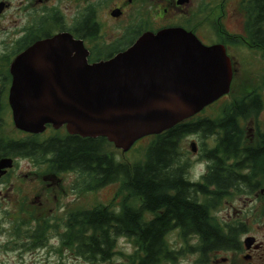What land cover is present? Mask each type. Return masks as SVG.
Masks as SVG:
<instances>
[{
  "label": "trees",
  "instance_id": "obj_1",
  "mask_svg": "<svg viewBox=\"0 0 264 264\" xmlns=\"http://www.w3.org/2000/svg\"><path fill=\"white\" fill-rule=\"evenodd\" d=\"M240 6L246 18L245 38L251 47L264 51V0H242ZM40 26L35 27L32 42L50 36L45 25ZM219 33L233 44L235 37L222 28ZM254 90L229 101L216 118L187 120L160 134L150 135L151 141L143 158L131 163L116 161L105 153L102 149L104 144L111 143L103 137L77 135L78 138L72 141L52 142L54 163L50 169L57 174L75 172L77 178L71 187L74 193L94 192L108 184L118 183L116 197H120V203L115 206V197L109 206L70 210L61 220H37L33 227L24 231L26 239L21 237V225H18L15 227L16 239L27 249H37L48 246L51 234H54L58 237L60 253L69 250L89 264L111 261L114 255H118V239H130L135 249L127 256L126 263L121 264H164L173 263L182 252L168 245L167 235L176 231L178 224H188L196 230L182 229L178 232L187 249L194 246L189 243V236L194 234L201 235L199 251L203 253L233 248L236 234L245 233V223L241 226L221 225L214 218L205 216L208 209L228 195L205 192L211 199L210 205L206 202L198 205L195 198L188 195L192 190L186 179L189 160L183 156L181 143L185 136L198 131L209 137L216 133L215 130H221L222 138L214 148L206 151V158L214 162L250 160L252 152L247 147L249 145L238 139L243 136L241 120L260 111V94ZM38 145L35 149L43 146ZM9 147L14 145L9 144ZM3 152L8 150L3 149ZM216 165L219 166V162ZM244 169L246 173L241 172ZM248 171L250 166L227 165L224 177L217 174V181H208L209 184L216 182L219 190L235 188L241 191V183L249 185ZM202 227L204 229L201 230Z\"/></svg>",
  "mask_w": 264,
  "mask_h": 264
},
{
  "label": "water",
  "instance_id": "obj_2",
  "mask_svg": "<svg viewBox=\"0 0 264 264\" xmlns=\"http://www.w3.org/2000/svg\"><path fill=\"white\" fill-rule=\"evenodd\" d=\"M3 7L0 2V12ZM87 57L82 41L62 32L36 40L14 58L8 97L14 125L33 134L49 124L65 126L71 135L103 137L127 152L231 88L225 46L205 45L182 27L146 32L108 60L89 63ZM11 167V159L0 160V176ZM254 241L248 236L244 245L250 248Z\"/></svg>",
  "mask_w": 264,
  "mask_h": 264
},
{
  "label": "rangeland",
  "instance_id": "obj_3",
  "mask_svg": "<svg viewBox=\"0 0 264 264\" xmlns=\"http://www.w3.org/2000/svg\"><path fill=\"white\" fill-rule=\"evenodd\" d=\"M4 10L0 12V57L8 54L13 47L15 38L19 35L14 34L17 27L25 24V9L30 6L27 0H2ZM240 0H192V9L180 12L175 18L167 21L179 23L187 26L195 32H199L201 38L209 45H226L228 53L234 62V76L232 77L231 92L213 105H209L198 116L193 118H216L223 111L222 109L229 101L239 99L256 89L261 96V109L258 111L260 122L264 126V51L258 47H251L247 41L245 32V14L241 9ZM44 4H55V0L38 3L34 0L36 16L40 15ZM165 6V5H164ZM194 13V16H193ZM72 14V11L70 12ZM191 19V21H188ZM233 37V44L224 40L220 35V29ZM232 39V38H231ZM2 61V62H1ZM0 64L4 61L1 60ZM7 67V66H6ZM4 67L0 66V72H4ZM254 90V91H256ZM4 116L7 115L8 122H5L1 134L5 138H18L20 133H16L12 119H10V109L7 104H3ZM257 117L252 114L245 120H241L244 128V143L250 145L253 134L252 127ZM51 134L48 130L39 136L38 139ZM52 135V134H51ZM151 141L149 136L141 138L127 152L115 148L112 144H104L103 151L109 153L116 161L131 163L143 158L145 148ZM197 143L201 149L213 148L217 143L213 136H202L189 134L182 139L181 150L184 158H187L195 171L199 172L204 167L205 162L197 154ZM194 144L195 150L192 151L191 145ZM51 174V171L44 167H39L31 161H21L6 179L11 188L2 187L0 196V264H89L82 258L75 257L69 250H62L60 253L58 237L51 234L50 244L43 248L27 249L21 246V241L17 240L15 227L18 225L21 230V237L25 238V230L33 227L37 220L44 218L61 220L65 218L67 212L77 208H92L98 205L109 206L116 197L118 183H111L100 190L76 194L71 190L77 176L75 172L58 174L60 184L58 189H51L46 192L43 177ZM55 196V199L53 198ZM60 204L58 208L55 204ZM115 206L120 203V197L115 198ZM214 220L219 224L229 221H242L250 226V235L260 239L263 235L257 227V221L264 212V200H255L247 195H238L234 192L228 197L222 198L215 204ZM215 209V208H214ZM213 213V212H212ZM234 224V223H232ZM225 225V224H224ZM246 225V226H247ZM249 228V227H248ZM63 230V229H62ZM245 239V238H244ZM168 245L181 254L172 262L164 264H196L198 254L187 249L183 239L174 231L167 235ZM190 244H195L193 240ZM135 245L130 239L120 238L116 243L118 255H114L109 262H98L97 264H121L126 263L127 256L132 254ZM185 250V251H184ZM211 260L220 259L224 264L225 258L229 257V264H243L244 259L234 252L218 250L207 254ZM222 259V260H221ZM224 259V261H223ZM264 264V261L261 262Z\"/></svg>",
  "mask_w": 264,
  "mask_h": 264
},
{
  "label": "flooded vegetation",
  "instance_id": "obj_4",
  "mask_svg": "<svg viewBox=\"0 0 264 264\" xmlns=\"http://www.w3.org/2000/svg\"><path fill=\"white\" fill-rule=\"evenodd\" d=\"M27 1L30 3V6H27L25 9V13H27L26 22L17 27L14 33L19 35V37L15 38L11 51L0 57V61H4L0 66L4 67L3 70H5L4 72H0V129L2 130L4 123L9 121L7 115L4 116V114H2L4 110L3 104L5 103L9 106L10 119H12L13 126L17 131L16 133H20L18 138L9 139L2 136L0 130V160L3 158L12 160V167L6 169L5 173L0 176V196L2 194V187L11 188V184H9L6 179H9L8 177L11 176L12 170L24 160L31 161L33 164L51 171V174L43 177L47 193H49L51 189H58L61 178L56 172L50 169V166L54 163V152L51 151L54 145L52 142L56 141L62 143L66 140L72 141L78 138L77 135L69 134L64 126L55 129L51 125H47L45 132L49 130L52 135L48 134L46 137L38 139V137L45 132L41 134L24 132L14 125L12 111L8 101L11 86L9 68L14 58L33 43L31 40L35 35V27L45 25L50 36L63 32L69 33L76 40H81L88 51L89 63L108 60L127 50L146 32L156 33L162 29L172 27H182L185 30L192 31L201 42L206 44L200 34H198L199 32L188 29L187 26L179 23L167 21L175 18V16L177 14L179 15L184 9H187V11L192 9V0H189V3L185 5L178 4V0H55V4H44L38 16H36L34 0ZM47 1L49 0H36L38 3ZM241 1L242 0L239 2L241 3ZM0 2L4 1L0 0ZM5 8L6 7H4V9ZM71 11L72 14H70ZM188 21H191V19ZM41 27L42 26H40V28ZM227 54L231 58L228 50ZM231 60L233 62L232 58ZM258 93L257 91L256 94ZM261 106L262 103L260 100V109ZM200 114L201 113L197 114V117ZM259 115L260 114L257 113L256 120L253 123L252 143L247 146L252 152L250 160H220L218 161L219 166H217L216 164H218V162L211 161L205 156L209 148L201 149L197 143V154H199L205 164L201 171L196 172L195 167H193V164L189 161L187 170L188 176L186 179L192 189L189 191L188 195L194 197L198 205H202L205 202L206 205H210L211 199L205 195V192L210 191L215 192L218 196H229L234 192L238 195H247L255 200H264V126H262L260 122ZM241 131L244 134V128H242ZM215 132L216 133L212 136L213 140L217 143L218 139L222 138L223 135L221 133H223V131L215 130ZM194 134L199 138L203 136L202 132L199 131ZM243 140V136L238 139L239 142L245 144ZM9 144H13L14 147L8 148ZM38 144L43 146L40 147ZM36 145L40 148L37 147V149H35ZM3 149L8 150V152L4 153ZM43 149H46V151ZM233 164L250 166V172L248 171L250 173L249 185L248 183H241L239 185L241 191H237L235 188H230L228 191L224 189V191L218 189L216 182L209 184V179L217 181L215 176L217 174L224 177L226 175V166ZM216 168L218 169L216 170ZM241 172L246 173L247 171L244 169ZM205 196L206 198H204ZM53 198L55 199V196H53ZM55 205L58 208L62 207L58 203ZM216 209V206L212 209H208L205 216L214 218L213 210ZM55 218L59 217H53V220H56ZM232 223L240 224V226L243 224L241 220H236L234 222H224L222 225H230ZM246 225L245 223V233H237L233 248L227 251L234 252L239 255L240 258L242 257L244 259L243 264H261V262L264 261V212L257 221V227L261 230L263 235L260 239L254 237L255 241L250 248H246L244 245V238L251 236L249 233L250 226ZM182 229L196 230L192 225L178 224L176 231L180 232ZM202 229L204 228L202 227L201 230ZM189 238V242L192 243L191 240H193L195 243L192 250L199 256L196 260V264L221 263L220 259L217 258L211 260L207 255L209 252L203 253L199 251V247L202 243L201 235L194 234L189 236ZM229 260V257L225 258L224 264H229Z\"/></svg>",
  "mask_w": 264,
  "mask_h": 264
}]
</instances>
